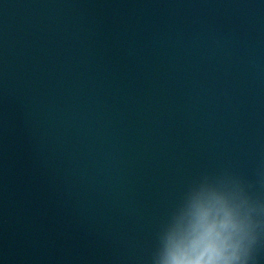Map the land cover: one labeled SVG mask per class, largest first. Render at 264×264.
Wrapping results in <instances>:
<instances>
[{"label":"water","instance_id":"water-1","mask_svg":"<svg viewBox=\"0 0 264 264\" xmlns=\"http://www.w3.org/2000/svg\"><path fill=\"white\" fill-rule=\"evenodd\" d=\"M223 169L264 195V0H0V264H149Z\"/></svg>","mask_w":264,"mask_h":264},{"label":"clouds","instance_id":"clouds-1","mask_svg":"<svg viewBox=\"0 0 264 264\" xmlns=\"http://www.w3.org/2000/svg\"><path fill=\"white\" fill-rule=\"evenodd\" d=\"M260 184L264 186V173ZM264 195L229 169L203 173L159 224L149 264H261Z\"/></svg>","mask_w":264,"mask_h":264}]
</instances>
